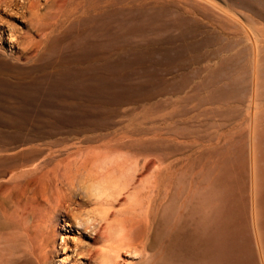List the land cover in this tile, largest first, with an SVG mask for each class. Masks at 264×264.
<instances>
[{
  "label": "rangeland",
  "instance_id": "374dc122",
  "mask_svg": "<svg viewBox=\"0 0 264 264\" xmlns=\"http://www.w3.org/2000/svg\"><path fill=\"white\" fill-rule=\"evenodd\" d=\"M95 18L111 22L95 26ZM85 50L94 54L80 65H94L102 85L112 82L97 99L106 119L97 132L69 134L65 124L50 140L35 142L44 156L21 169L20 186L0 191V264L24 260L51 226L60 250L54 259L67 257L61 236H78L69 232L65 211L54 210L58 195L144 234L162 221L177 183L206 172L212 203L228 193L231 226H248L257 263L264 264V0H0L6 83L57 75L79 65L75 57ZM100 132L104 140L84 141ZM52 141L59 145L47 156ZM102 166L110 171L99 176ZM54 174L73 179L71 197L56 190ZM97 184L111 190L108 204L96 203ZM211 215V224L225 220Z\"/></svg>",
  "mask_w": 264,
  "mask_h": 264
},
{
  "label": "bare ground",
  "instance_id": "6f19581e",
  "mask_svg": "<svg viewBox=\"0 0 264 264\" xmlns=\"http://www.w3.org/2000/svg\"><path fill=\"white\" fill-rule=\"evenodd\" d=\"M110 22L111 20L104 21L100 18L90 21L100 27L103 24L107 26ZM92 54L94 53L85 50L75 57L79 65L62 69L57 75L44 71L41 76L32 78L29 82L26 80L15 84L6 83L0 78V126L4 124L13 128L0 129V150H12V153L0 154V180L11 173L6 183L0 181V191L4 186L7 187L6 184L20 186L18 180L26 173L21 169L44 156L46 151L35 147V142L50 140L61 132L65 124L71 126L69 134L97 132L101 129L106 116H102L98 110L97 99L112 82L102 85L94 65L87 68L80 65L88 61ZM63 62L68 63L69 60ZM46 68L44 66L32 70L36 72V69L43 71ZM1 69L3 66L0 65ZM106 137L105 133L100 132L85 137L84 141L97 142ZM48 144L50 153L47 156H51L54 154L51 150L59 145V141ZM156 149L155 146H147L145 150ZM47 163L48 160L40 161L38 166L37 163L36 171L47 166ZM81 165L85 164L77 167ZM109 171V167H97L99 176ZM51 182L57 191L66 189L69 197L73 194L72 178L60 179L55 175ZM29 185L30 181H25L22 187L27 190ZM93 190L97 192V204L109 203L111 190L107 186L97 184ZM4 200L0 197V206L4 205ZM57 200L54 210L60 208L65 211L73 221L67 222L66 226L72 228L69 232H75L78 236H61V247L67 257L61 262L54 259L56 255L58 257L60 250L56 248V233L51 226V233H43L40 243L31 247L24 260L11 259L6 264H258L248 226H231L228 193L221 196L220 204L212 203L208 172L197 181L180 180L162 221L158 220V226H145L144 234L140 226H114L109 221L108 213L82 212L79 210L82 202L77 208L71 206L73 198L70 199L71 205L66 204L62 195H58ZM213 212L222 213L225 220L222 218L216 224H211L210 216ZM260 227L264 244V226Z\"/></svg>",
  "mask_w": 264,
  "mask_h": 264
}]
</instances>
